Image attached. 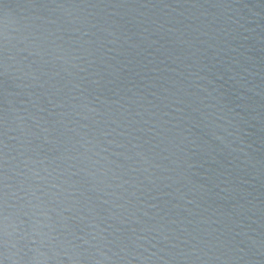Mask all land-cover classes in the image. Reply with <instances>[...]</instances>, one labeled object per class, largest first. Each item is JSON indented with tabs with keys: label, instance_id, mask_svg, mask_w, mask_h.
<instances>
[{
	"label": "water",
	"instance_id": "95a60500",
	"mask_svg": "<svg viewBox=\"0 0 264 264\" xmlns=\"http://www.w3.org/2000/svg\"><path fill=\"white\" fill-rule=\"evenodd\" d=\"M0 264H264V0H0Z\"/></svg>",
	"mask_w": 264,
	"mask_h": 264
}]
</instances>
